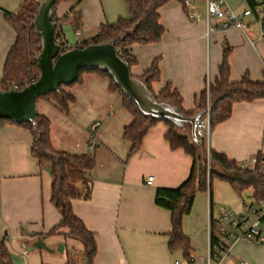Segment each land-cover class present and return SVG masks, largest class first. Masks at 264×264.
I'll list each match as a JSON object with an SVG mask.
<instances>
[{
	"label": "crops",
	"instance_id": "0c3cea01",
	"mask_svg": "<svg viewBox=\"0 0 264 264\" xmlns=\"http://www.w3.org/2000/svg\"><path fill=\"white\" fill-rule=\"evenodd\" d=\"M225 1L237 14L250 8L247 0ZM21 5L22 0H0V79L16 40L7 14L16 13ZM73 13L81 14L83 27L79 33L71 25L63 27L71 48L96 37L103 25L128 17L125 0H73L55 9L59 19ZM159 14L165 28L162 41L130 48L138 59L131 69L137 77L158 60L161 77L153 84L155 93L172 84L183 97V109L196 111L197 97L218 76L226 44L231 49V81L245 75L255 81L262 79L264 41H259L254 16L246 19L253 24L249 32L223 29L222 21L214 20V36L209 40L205 0H197L189 8L174 0ZM64 91L75 97L68 115L45 100L37 102V109L51 121V140L57 151L95 156L91 198L73 201L75 215L95 234L93 264H208L212 216L223 208L241 212L253 201L220 180L213 182L212 193H198L191 214L183 221L192 247V260L188 261L182 250L169 248L171 213L155 204V196L157 189L176 188L187 180L192 157L170 147L165 139L168 126L163 122L147 133L141 149L129 157L130 144L124 141L123 131L133 117L124 109L121 96L110 89L107 78L85 73L82 83ZM115 94L121 98L120 105ZM96 124L94 147L88 131ZM209 145L239 163L264 154V99L236 103L230 118L211 130ZM31 146L27 129L12 124L0 128V238L12 255L21 258V264H88L81 242L66 238L63 230L47 236L62 217L51 202L50 167H39ZM149 177H153L150 186L146 184ZM242 263L264 264V244L235 242L225 264Z\"/></svg>",
	"mask_w": 264,
	"mask_h": 264
},
{
	"label": "trees",
	"instance_id": "16d2710c",
	"mask_svg": "<svg viewBox=\"0 0 264 264\" xmlns=\"http://www.w3.org/2000/svg\"><path fill=\"white\" fill-rule=\"evenodd\" d=\"M43 1L22 0V5L16 13L7 14V22L16 32V40L6 57L3 75L0 79V89L17 87L18 90H21L37 82L40 77L37 59L42 51L41 37L34 25V18ZM71 1L73 0H57L53 9V22L56 24L54 39L62 47V52L103 44L126 34L121 43L116 46V50L132 69L138 65V59L130 48L134 45L148 46L162 41L165 28L160 22L159 10L174 0H125L128 10L127 18L103 25L96 37L86 40L70 50H64V44L67 42L62 32L63 27L71 25L76 33H79L83 27L80 13H73L61 19L56 17V7L61 3ZM175 1L181 2L183 5L185 3V0ZM247 3L255 15L258 8L264 6V1L260 0H247ZM230 54L231 49L226 44L218 76L210 84L209 89L204 90L197 97L196 111L186 112L183 109V97L177 89L173 88L172 84H167L159 93L154 92L153 84L159 82L161 77L158 60H155L143 75L137 77L132 74V76L141 79L155 94L158 101L169 103L178 108L188 119L194 118L200 112H205L210 103L212 130L230 118L236 103L264 99V72L260 81L252 80L249 75L243 76L239 81H231ZM85 73H96L107 78L110 82V89L121 96L124 109L132 115L131 124L126 126L123 131L124 141L130 144L129 157L141 149L147 133L155 125L163 122L168 126L165 139L170 147L174 150H184L193 159V166L187 180L176 188H159L156 191L155 204L171 213L172 231L169 234V248L172 251L180 249L185 259L191 260V240L183 231V221L186 216L191 214L198 193H212V185L215 180L228 183L239 195L252 189L255 201L264 199V174L259 169L253 171L243 169L239 162L230 160L227 155L211 149L208 157L206 142L201 140L200 145L196 144L191 137L190 128L178 130L170 122L144 116L136 104L123 93L106 72L100 70L81 72L79 80L75 84L83 82ZM63 87L61 86L57 93H50L39 98L37 102L48 101L61 113L68 115L70 106L75 102V97L66 93ZM5 124L27 129L32 136L31 154L37 159L40 168L50 167L51 202L58 209L62 218L60 224L48 232L47 236L61 234L63 230L62 234L66 238L77 240L83 244L88 264H93L97 255L95 234L75 215L73 201L91 198L93 184L91 173L96 167L94 154L87 152L77 155L57 151L52 145L51 121L42 114L38 113L35 123L16 124L11 120L0 119V128ZM95 141L96 138L93 135L91 143L93 142L94 147L97 146ZM91 143L90 145H92ZM216 239V225L213 223L211 238L213 246H215ZM0 264H14L12 254L5 239L2 238H0Z\"/></svg>",
	"mask_w": 264,
	"mask_h": 264
},
{
	"label": "water",
	"instance_id": "95a60500",
	"mask_svg": "<svg viewBox=\"0 0 264 264\" xmlns=\"http://www.w3.org/2000/svg\"><path fill=\"white\" fill-rule=\"evenodd\" d=\"M56 2L57 0H44L34 18V25L41 37L42 51L37 59L40 77L37 82L21 90L12 87L0 89V119L11 120L16 124L35 123L39 98L59 92L61 86H73L79 80L81 72L100 70L109 74L144 116L170 122L178 130L190 128L193 141L201 144L197 137V122L206 113L200 112L188 119L178 108L158 101L141 79L133 77L129 63L116 50L126 34L103 44L62 53L61 46L54 39L56 24L53 22V9ZM12 259L14 264H21V258L12 255Z\"/></svg>",
	"mask_w": 264,
	"mask_h": 264
},
{
	"label": "built area",
	"instance_id": "2783aa9c",
	"mask_svg": "<svg viewBox=\"0 0 264 264\" xmlns=\"http://www.w3.org/2000/svg\"><path fill=\"white\" fill-rule=\"evenodd\" d=\"M264 1V0H260ZM197 3V0H185V7L189 8L192 4ZM207 12V35L211 38L214 28L212 22L214 20L222 21V28H233L241 31H251L253 24H248L246 19L254 16L259 27V41H264V6L258 8L255 15L251 9L245 10L242 14H237L230 9L225 0H205ZM195 18V15H192ZM68 43L64 44V50H70ZM62 52V47H61ZM63 53V52H62ZM210 84L207 89H209ZM16 90L17 87H13ZM205 116L197 122V137L199 140H204L207 145L208 157L210 153V134H211V106L208 105L205 111ZM99 127L98 124L92 127L95 131ZM208 142V144H207ZM209 159V158H208ZM241 168L247 170L259 169L264 174V154L250 158L245 162H241ZM153 177L146 180L147 185H152ZM216 225V243L212 245L209 254L208 264H225V260L231 255L233 244L238 241L254 243L256 245L264 244V199L253 201L245 204V208L241 212L223 208L219 213L211 218V233L212 224ZM192 260V258H191ZM190 260V261H191ZM246 264V263H242Z\"/></svg>",
	"mask_w": 264,
	"mask_h": 264
},
{
	"label": "rangeland",
	"instance_id": "374dc122",
	"mask_svg": "<svg viewBox=\"0 0 264 264\" xmlns=\"http://www.w3.org/2000/svg\"><path fill=\"white\" fill-rule=\"evenodd\" d=\"M214 26H215V24H214ZM213 36H214V34H213ZM213 36H211V38H213ZM211 38H209V40H210ZM103 82H104V84L107 83L106 80H104ZM102 84H103V83H102ZM63 88H64V90L67 91V88H68V87L65 86V87H63ZM113 97L116 98V101H115V102H118V104L120 105V104H121V98H120L117 94L113 95ZM115 102H114V103H115ZM48 108H51V107H48ZM40 109H42V107H40ZM37 110H38V109H37ZM114 112H115V111H114V109H113V113H114ZM38 113L41 114L42 112H41V111H40V112L38 111ZM98 123L101 125V124H102V121H101V122H98ZM108 132H110V129H108ZM88 134H89V136H91V137H92L93 135L96 136V135H97V131H94V132H93V131H88ZM92 134H93V135H92ZM207 144H208V142H207ZM47 168H48V167H47ZM216 181H217V180H215L214 182H216ZM244 197H246L247 199H249L251 202L254 201L253 198H252V197H253V191H252V189L246 191L245 194H244Z\"/></svg>",
	"mask_w": 264,
	"mask_h": 264
}]
</instances>
